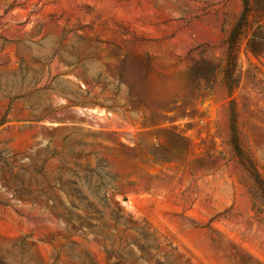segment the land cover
<instances>
[{
    "label": "rangeland",
    "instance_id": "374dc122",
    "mask_svg": "<svg viewBox=\"0 0 264 264\" xmlns=\"http://www.w3.org/2000/svg\"><path fill=\"white\" fill-rule=\"evenodd\" d=\"M243 12L0 0V264H264V0L233 64Z\"/></svg>",
    "mask_w": 264,
    "mask_h": 264
},
{
    "label": "trees",
    "instance_id": "16d2710c",
    "mask_svg": "<svg viewBox=\"0 0 264 264\" xmlns=\"http://www.w3.org/2000/svg\"><path fill=\"white\" fill-rule=\"evenodd\" d=\"M244 2V12L241 20L236 24V26L233 28L231 33L229 34L228 37V44H229V59L230 61L234 64L235 62V53H236V48L239 40V36L241 35L242 32V24L245 21V18L247 17L248 14V0H243ZM230 89L231 86L229 85Z\"/></svg>",
    "mask_w": 264,
    "mask_h": 264
}]
</instances>
